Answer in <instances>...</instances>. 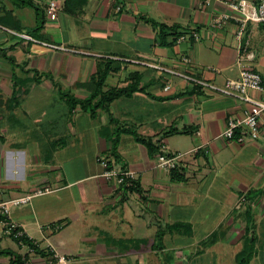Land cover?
Wrapping results in <instances>:
<instances>
[{"label": "crops", "instance_id": "obj_1", "mask_svg": "<svg viewBox=\"0 0 264 264\" xmlns=\"http://www.w3.org/2000/svg\"><path fill=\"white\" fill-rule=\"evenodd\" d=\"M31 1L38 17L15 0H0V100L6 103L13 92L5 57L22 65L13 72L27 91L13 108L0 106V201L52 189L11 210L25 237L67 256L71 264H221L226 261L219 260L220 250L239 247L245 235H253L250 214L257 234L264 233V142L238 144L218 137L228 118L243 117L247 104L150 67L216 85L236 79L237 24L211 26L214 17L232 12L205 0H78L66 12L68 0H55L60 10L51 21L41 20L49 1ZM148 21L177 26L185 39L173 43L168 36L171 45L160 46L157 28ZM39 24L40 31L31 34ZM244 41L254 54L250 66L264 82V23H248ZM184 57L190 62L183 63ZM105 62L116 70L106 76L102 92L135 81L143 91L114 100L95 119L78 107L69 113L61 95L88 97L85 85ZM167 82L172 87L165 93ZM122 126L149 139L156 151L150 154L121 134L114 158L108 136ZM171 130L186 132L165 135ZM200 145L197 154L185 158L187 166L178 168L184 181L157 167L160 153H188ZM99 156L112 160L116 171H133L138 192L103 177ZM53 224L60 228L46 230ZM177 224L182 227L171 230ZM0 249L26 252L2 234L1 226ZM237 254L233 250L227 263ZM31 258L34 264H55ZM0 264H8V258L0 257Z\"/></svg>", "mask_w": 264, "mask_h": 264}, {"label": "built area", "instance_id": "obj_2", "mask_svg": "<svg viewBox=\"0 0 264 264\" xmlns=\"http://www.w3.org/2000/svg\"><path fill=\"white\" fill-rule=\"evenodd\" d=\"M212 1L221 3L230 12H232L229 14L221 13L218 16L214 17L211 22V26L213 28H222L231 20L237 24L235 38L238 42V77L236 79H228L221 85H216L202 79H197L189 75H184L183 73L177 72L175 70H167L153 65H150V67L158 69L159 71L166 72L171 76L180 77L203 92H211L216 95L230 97L247 104L248 109L244 112L243 117L228 118L224 131L218 137L228 141H234L238 144H242L247 140L264 142V124H260L261 115L264 113V82L261 76L257 72H255L250 66V62L252 61L254 54L251 51H248V42L244 41V45L242 44L248 23H264V0L259 1L256 5L249 3L246 0L228 2L224 0H205V4L210 5ZM59 10L60 8L57 1L51 0L46 4L44 8V13L49 20L53 21L56 20ZM190 36L194 40H197L196 33L191 32ZM22 38L24 40L32 41L34 43H38L51 49L56 48L52 45L34 41L31 37L27 35H22ZM184 39L185 35H181L176 40V42H181ZM181 61L185 64L190 62L189 58L185 57L182 58ZM171 87L172 86L170 85V83L167 82L163 88V92H170ZM249 92H255L257 94H260V98L253 99L249 97ZM201 148H203L202 145L195 147L188 153H174L170 155L165 152H162L157 156V167L164 171L170 172L172 170L180 168V166H187L185 158L188 156H194L198 153ZM111 161L112 160L103 156H99L97 158V162L101 165L104 170L103 177H105L106 179H114L115 182L120 186H132L133 182L136 181V174L133 171L129 170L116 171L110 168L111 164L113 163V161ZM51 192L52 189L45 187L34 191L32 194H26L5 201H0V226L2 234L11 239H19L24 236L23 232L20 229V226L13 220H11V210L27 205L33 198L43 196ZM52 227L46 226V230H55L60 228V226L56 224H53ZM34 243L39 246L38 243ZM19 247L26 248L24 245H22V243H19ZM45 248L49 252L53 253V259L55 264H69L67 256L55 253L51 247ZM27 251L28 249L26 248V252Z\"/></svg>", "mask_w": 264, "mask_h": 264}, {"label": "trees", "instance_id": "obj_3", "mask_svg": "<svg viewBox=\"0 0 264 264\" xmlns=\"http://www.w3.org/2000/svg\"><path fill=\"white\" fill-rule=\"evenodd\" d=\"M18 2L19 6L22 7H30L34 9L37 17L39 16V8L31 1V0H15ZM78 0H68L65 2L64 8L65 11L67 12V7L70 5L71 2H76ZM76 15V14H74ZM44 13H41V20L44 19ZM151 23L153 26L155 24L151 21H148ZM157 28V41L160 46H168L171 45V43L167 42V37L168 36H173V43L176 41L181 35H185L183 33H177L178 27L177 26H171L167 27L165 25H156ZM41 29L40 24L34 28L30 33L35 34L38 33ZM172 43V44H173ZM6 60L9 62L11 68H12V80H13V92L11 97L5 102L0 100V106L5 105L6 108L8 107L9 109L13 108L16 106L19 102L20 97L27 93L25 89L22 87V83L15 77L14 75V69L15 68H20L22 65H17L15 64V61L12 57H5ZM24 65V64H23ZM112 63L110 62H105L103 64H98L96 73L91 76L89 82L85 85V87L89 91V96L84 98V99H77L74 96L70 94H62V98L65 100V103L68 106L69 113H72L77 107L79 108L80 111L82 112H87L89 114V117L91 119H95L97 117V111L99 109H104L107 105L112 103L114 100L120 98V97H130L134 92L136 91H143V89H138V82H131L129 85H127L124 88H114L110 89L107 92H102V87L104 85L106 76L111 73L115 72V68L111 66ZM186 130L182 132H177L175 130H171L167 132L165 135H171L175 133H185ZM121 134H127L130 135L133 140L136 143H139L143 145L147 151L152 154L156 151L154 148L153 144L150 142L149 139L144 138L140 136L134 129L132 128H124L123 126L120 128H117L114 133H111L108 136V140L111 144L110 148V153L114 158H117V147L119 144V139ZM171 178L172 180L175 181H184V176L183 173L180 172V170H172L171 171ZM124 190L128 191H137L138 185L137 182H133L132 186L126 187L122 186ZM138 192V191H137ZM255 191L247 192L246 193V198L251 199L250 195L254 194ZM179 227H182V225H175L171 227V230L178 229ZM14 242L19 246V243H22L28 251L25 254H20L12 250L8 249H0V257L8 258V264H29V255L30 253L46 259L50 261H54L53 259V253L49 252L46 248H41L37 244H35L32 240L28 239L25 236H22L19 239H13ZM246 242H248L245 245V249L242 250L240 253H238L235 257V264H249V262L253 258V246L255 243L254 238H247ZM250 242V244H249ZM31 251V252H30Z\"/></svg>", "mask_w": 264, "mask_h": 264}, {"label": "rangeland", "instance_id": "obj_4", "mask_svg": "<svg viewBox=\"0 0 264 264\" xmlns=\"http://www.w3.org/2000/svg\"><path fill=\"white\" fill-rule=\"evenodd\" d=\"M41 3L43 2H47V1H50V0H40ZM47 18V17H46ZM48 19V18H47ZM253 195V194H251ZM250 195V196H251ZM248 221H249V226H248V233H251L253 235H249L246 237L243 238L242 242H240V245L239 247L238 246H231L230 248H226L224 250H220L219 251V260L221 261H226V263H221V264H229L227 263L231 261V258L228 257V255H231L232 254V251L233 250H237L238 253H240L242 250L245 249V245L248 243L246 242V239L247 238H254L255 240V243H254V246H253V258L255 256H257V260H254L253 262H251V264H264V233H261V234H257V232L255 231L256 230V226L254 224V218H253V214H250L248 216ZM6 242H10L9 240L6 241ZM250 244V242H249ZM242 247V248H241ZM240 249V250H239ZM34 260L33 258H31L29 264H34L35 261H32ZM42 262H45L42 260ZM234 262V263H233ZM231 262V264H235V261ZM215 263V261H214ZM218 264V262H216ZM43 264H46V263H43ZM71 264V263H69Z\"/></svg>", "mask_w": 264, "mask_h": 264}]
</instances>
